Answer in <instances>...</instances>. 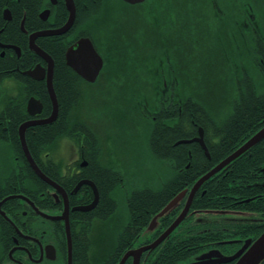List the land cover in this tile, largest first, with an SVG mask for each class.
Here are the masks:
<instances>
[{"label": "flooded vegetation", "instance_id": "1", "mask_svg": "<svg viewBox=\"0 0 264 264\" xmlns=\"http://www.w3.org/2000/svg\"><path fill=\"white\" fill-rule=\"evenodd\" d=\"M166 1L144 0L129 4L119 0L121 5L114 11L104 0H0V264H119L123 255L130 251L134 254H129L122 264H233L236 258L225 259L236 255L245 240H253L263 231L264 211L231 208L204 213L192 207L201 188L195 193L182 222L154 247L143 249L156 242L174 221L189 191L166 216L168 222H160L150 231H145L149 221L139 228L137 221L127 222V215L112 218L106 227V161H114L106 159L104 141L107 138L103 135L111 128L105 125V117L106 120L112 118L116 134L124 135L132 131L133 126L122 125L116 120L121 116L118 114L123 117L125 110L130 108L135 115L143 116L142 106L131 104L133 97L141 96L140 91L136 90L133 95L130 92L128 97L113 95L111 91L122 79L137 84L141 71L151 70L152 78H147V82L156 85L161 79L162 87L158 92L165 100L187 96L178 93L175 85L177 80L182 81L181 85L189 81L187 58L193 51L188 45L192 21L185 22V17L193 2L168 0L169 6H166ZM68 3L75 8L70 27L61 34L34 39L52 60L50 75L58 113L50 123L27 126L24 140L33 161L50 180L48 182L32 168L22 146L19 128L24 122L46 119L52 112L53 103L46 84L50 62L32 49L30 36L34 32L61 28L70 15ZM205 4L211 9L212 28L207 29L205 25V33L194 40L218 50L216 60L209 65L219 66L225 73L216 75L221 86L238 84L236 71L233 74L228 69L236 68L237 64H228L226 48L234 46L231 57L236 54L239 21L246 29L258 27L259 17L264 21V8L261 16L254 13V9L264 7V0H206ZM93 5L99 7L94 11L90 8ZM148 6L155 24L154 16L160 13L174 20L170 25L175 38L169 46L173 44L176 66L168 49L160 50L166 61L159 62L158 53L144 63L128 59L115 64L107 62L105 52L110 50V31L117 27L124 34L123 43L130 44L125 46L124 55L129 52L138 59L137 45L141 43L127 32L135 30V16L145 21ZM240 6L245 14H239ZM112 11L117 14L112 16ZM153 22L144 25L145 37L155 32L151 28ZM177 35L182 39H177ZM81 38H89L103 60L94 81L86 80L65 60L66 50ZM60 54L62 62L58 60ZM35 67L41 78L27 73ZM256 71L264 75L263 62ZM244 73L249 76L247 71ZM68 78L73 81L69 82ZM249 82L255 86L252 78ZM260 86L264 87V81ZM67 88L72 94H65ZM230 94L225 89V93L217 97L221 96L220 101L225 103L235 97ZM31 98L40 102V111L38 105L28 109ZM221 114L220 123L230 116H226L227 111ZM263 126L264 119L258 130ZM251 175L255 179H247L245 186H252L254 194L245 199L230 196L232 204L264 200V189L260 190L264 188V175ZM253 187L260 189L255 192ZM91 204L92 208L84 209ZM117 229L120 230L118 234ZM114 246L117 247L114 249Z\"/></svg>", "mask_w": 264, "mask_h": 264}, {"label": "trees", "instance_id": "2", "mask_svg": "<svg viewBox=\"0 0 264 264\" xmlns=\"http://www.w3.org/2000/svg\"><path fill=\"white\" fill-rule=\"evenodd\" d=\"M98 7L99 5L90 6L94 11ZM263 8L261 6L254 9L257 17L263 14ZM239 14H245L243 6H240ZM256 22L258 27L249 29L243 26V22L238 23L236 54H233V60L229 57L227 62L237 64L236 68L228 69L233 74L236 71L239 83L228 85L230 89L225 87V89L228 88L230 95H235L229 98V101L216 105L217 100L205 101L196 97V91L193 90L186 92L187 96L179 98L180 100L178 98L165 100V96H160L158 92L162 87L161 79L156 85H152L148 96L142 91L140 97L139 95L133 97L131 104L142 106L141 114L146 122L144 131L146 149L152 158L168 164L170 172L167 178L159 182L157 188L144 185L124 193L123 202L128 223L137 221L139 228L144 227L174 195L186 187H191L202 174L234 151L258 130L261 123L263 124L264 87L260 85L261 81H264V75L257 74L256 70L261 66V62L264 63V21L262 17H259ZM192 24L195 26L197 22L193 21ZM206 27L210 29L207 24ZM122 36L124 34L118 27L110 31V50L105 52L107 62L115 64L127 59L131 60L125 58V46L130 44L125 45ZM163 55L159 52L157 56ZM61 57L62 54L58 60L62 62ZM246 68L255 70L254 87L249 82L252 76L244 73L247 71ZM68 81L72 82L73 79L68 78ZM65 94H72V91L67 88ZM133 94L136 92H132ZM222 111H227L226 116L230 115L226 120L222 119V122L225 121L223 124L220 123ZM199 127H202L204 131V141L210 153L209 158L197 142L174 144L179 139L196 136ZM263 164L264 139L205 181L201 186V191L204 193L202 195L200 191L196 194L192 207L201 209L199 211L231 208L264 211V200L256 203L248 201L232 204L233 200L230 197L240 196L239 199H245L254 194L251 191L252 186H245L246 180L255 179L251 174H260ZM127 180L125 174L106 163V227L109 226V221L116 217L119 206L114 193ZM253 189L256 192L260 188L253 187ZM262 189L264 188L260 190ZM166 216L160 219L161 224L168 222L169 218ZM119 232L120 230L117 229L116 234ZM117 243L119 242L116 241ZM116 247L114 246V249ZM261 264H264V260Z\"/></svg>", "mask_w": 264, "mask_h": 264}, {"label": "rangeland", "instance_id": "3", "mask_svg": "<svg viewBox=\"0 0 264 264\" xmlns=\"http://www.w3.org/2000/svg\"><path fill=\"white\" fill-rule=\"evenodd\" d=\"M192 2L193 3H190L187 9L185 17V22L187 20L189 22L192 21V23L193 21L197 22V25L195 26L194 24H192L190 43L188 41L189 48L193 49L190 56L187 58V67L190 65V76L189 81L186 83V85H181L182 81L177 80L178 82L175 85V89L178 93L182 94H185L190 90H193L194 92L196 91V97L204 99L205 101L217 100L216 105H218L222 102L220 101L221 96H217L225 93V87L221 86V84L216 80V75H224L225 73L222 72L219 66L213 67L209 65L216 60L218 50L215 47L208 46L205 42H196V40H194L196 36H201L202 33H205L204 26L206 24L209 25V28H212V23L210 20L212 19L210 15L211 9L209 5L205 4L206 0H192ZM104 3L105 5L108 4L109 8L114 11L118 6L121 5L119 0H104ZM166 6H169L168 0L166 1ZM145 7L146 6H144V8ZM189 11L190 15L188 14ZM111 14L112 16H115L117 13L112 11ZM145 16L146 17L144 18V22L141 17L135 16V20L133 21L135 30L133 32H127V34L136 36L138 42L141 43L137 45L138 59L134 58L137 55H131L129 52L125 55V58L131 56V60L139 63H144L148 61L149 58L151 61L152 55H157L160 50L168 49L171 51V53L169 54L175 67L177 61L172 53L173 44L171 43V47L169 46L170 41L175 38V35H173L172 32L173 27L172 25H170V22H174L173 18H165L160 13L154 16L157 20V24H155L153 22V19L150 18V7L149 9H147V13H145ZM226 18L227 17H224V19ZM151 22H153L154 25V27L151 28L155 29V32H153L150 36L145 37L144 25H151ZM178 38L179 40L182 39L177 35V39ZM226 49V53L228 51V54H230L229 57L231 58V60H233V56L231 57V49H233V47L229 45ZM159 59L160 60L158 61L160 62L164 61L165 58L164 56H160ZM247 73L249 76H252L253 80L256 78V73L253 68H247ZM147 78H152L151 72L148 70L141 71V77L137 84H133L130 81L122 79L121 83L117 84L115 86L116 88L112 90L111 93L113 95L115 93L116 95H124L128 97L127 95L130 92L132 93L138 90L141 93L142 91L144 93H147L146 95L148 96L151 92L150 90H152V83L147 82ZM186 78L188 79V76ZM126 104L127 101L126 103H123L124 110L127 107ZM118 115L121 116H118L116 120L121 121L122 125H124L125 127L133 126V130L124 135L119 133L116 134L113 131L114 122L112 118H107L106 120L105 117V125L111 129L106 130V134L103 135V138H107L106 142L104 141L106 147V159L109 157L112 161H114L106 162L121 173L125 174V177H127L128 179L114 193V196L116 197L117 203L119 205L117 208L116 217L123 218L127 215L123 202L124 193L129 192L135 188L143 187L144 185L157 188L159 186V182L169 176L170 168L168 164L162 163L152 158L147 151L144 143V131L146 122L143 120V118L135 115V113H133L130 108L125 110L123 117L122 114ZM107 151L108 153H110V156ZM227 214L229 216L230 213Z\"/></svg>", "mask_w": 264, "mask_h": 264}, {"label": "water", "instance_id": "4", "mask_svg": "<svg viewBox=\"0 0 264 264\" xmlns=\"http://www.w3.org/2000/svg\"><path fill=\"white\" fill-rule=\"evenodd\" d=\"M129 4H137L141 3L144 0H123ZM69 4V3H68ZM68 8L70 10V15L67 20V22L59 29L55 30H48V31H40V32H34L31 34V47L32 49L42 56L43 58H47L50 62L49 66V75L47 78V88L48 92L50 94L52 103H53V109L51 114L43 120H30L27 122H24L20 125L19 133H20V139L22 141V146L24 148V152L32 166V168L35 170V172L44 180L50 182V180L39 170L35 162L33 161L29 150L26 146L25 140H24V131L27 126L34 125V124H41V123H50L52 122L58 113V103L56 94L54 92L53 84H52V60L48 56V54L38 47L34 43V39L37 36H43V35H54V34H61L65 32L71 25L74 14H75V8L72 3L68 5ZM65 60L66 63L74 68L76 71H78L86 80L88 81H94L100 68L102 67V57L100 54L96 51L94 48L91 40L89 38H81L78 40L75 44L70 46L66 52H65ZM38 68H34L32 70H29L27 73L34 77V78H41L39 75H37ZM38 105L40 106L38 111L41 110V104L39 101L35 100L34 98H31L28 102V109H31L32 106ZM37 112V108H36ZM264 138V126L257 130L255 133H253L248 139H246L240 146H238L234 151H232L229 155H227L225 158L220 160L216 165H214L210 170H208L206 173L202 174L193 184L190 188L186 187L179 191L176 195H174L154 216L151 217L148 226L145 231H150L153 228H156L158 224L160 223V219L166 215H168L172 210H174L184 197L185 193L189 191L187 200L185 202V205L183 209L179 212V214L176 216L174 221L170 224V226L159 236L158 240L154 242L153 244L144 247L143 249H146L148 247H154L157 242L161 241L163 238H166L184 219L185 215L187 214L191 201L195 195V193L201 188L203 183L207 181L209 178H211L213 175H215L217 172H219L221 169H223L227 164L232 162L233 160L237 159L241 155H243L246 151H248L250 148H252L255 144H257L259 141H261ZM190 142H198L205 155L209 158V150L206 146V143L204 141V134L202 127L198 128V134L192 138L188 139H179L174 144H180V143H190ZM260 172L264 175V164L260 168ZM94 204V203H93ZM93 204H91L88 207H85V210H88L93 207ZM212 211V210H206L204 211ZM67 238L70 240L69 235V229L67 227ZM142 249V250H143ZM141 251V250H139ZM129 254H134L133 251L127 252L123 255L121 258L119 264H122L124 260L127 258ZM236 258V261L233 264H261L264 260V230L255 238V239H247L245 240L243 246L239 250L236 255L227 258L225 260H233Z\"/></svg>", "mask_w": 264, "mask_h": 264}]
</instances>
